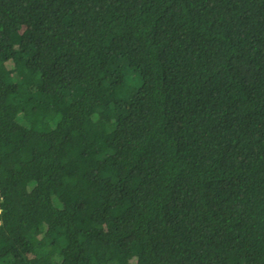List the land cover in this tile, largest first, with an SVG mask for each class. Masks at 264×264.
Wrapping results in <instances>:
<instances>
[{
	"label": "trees",
	"instance_id": "16d2710c",
	"mask_svg": "<svg viewBox=\"0 0 264 264\" xmlns=\"http://www.w3.org/2000/svg\"><path fill=\"white\" fill-rule=\"evenodd\" d=\"M0 264H264V0H0Z\"/></svg>",
	"mask_w": 264,
	"mask_h": 264
}]
</instances>
